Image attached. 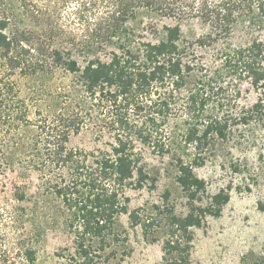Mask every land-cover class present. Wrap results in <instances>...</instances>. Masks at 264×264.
Masks as SVG:
<instances>
[{"label": "trees", "instance_id": "16d2710c", "mask_svg": "<svg viewBox=\"0 0 264 264\" xmlns=\"http://www.w3.org/2000/svg\"><path fill=\"white\" fill-rule=\"evenodd\" d=\"M58 71L71 85L33 120L24 82ZM249 131L264 137V0H0V190L55 199L62 264L124 260L123 218L159 264H191L194 231L233 191L201 170ZM146 151L170 161L179 196L138 203L158 182Z\"/></svg>", "mask_w": 264, "mask_h": 264}, {"label": "rangeland", "instance_id": "374dc122", "mask_svg": "<svg viewBox=\"0 0 264 264\" xmlns=\"http://www.w3.org/2000/svg\"><path fill=\"white\" fill-rule=\"evenodd\" d=\"M189 30V27L185 28L186 33ZM71 78L58 71L53 78L24 82V95L32 107L33 120L39 117V110L46 113L49 105L53 104L50 93L69 87ZM253 134L251 131L244 134L238 132L235 140L228 145L229 149L222 148L220 157L210 159L201 170L202 176L210 177L222 186L231 184L233 191L223 216L211 219L206 226L194 231L191 264H264V137L256 134L258 139L255 140ZM177 147H184L181 139H177ZM145 155L146 168L158 182L156 189L138 197V203L148 199L158 201L166 189L172 192L173 198L179 196L170 161H162L151 151H146ZM222 164L225 167H221ZM235 165H238L237 172ZM19 166L23 171L22 165H18L17 169ZM38 203L39 206L35 202L20 204L10 194L0 190L2 264L22 263L17 253L23 247L36 251L35 264H62L54 255L60 246L67 245L66 235L60 228L63 227V220L57 215V202L48 199ZM23 205L26 211L22 210ZM119 224V232L124 234L128 230L130 233L133 248L124 260L114 264L161 263L159 244L145 242L140 231L128 227L127 218L120 219Z\"/></svg>", "mask_w": 264, "mask_h": 264}]
</instances>
